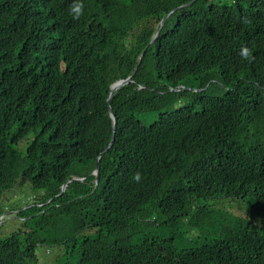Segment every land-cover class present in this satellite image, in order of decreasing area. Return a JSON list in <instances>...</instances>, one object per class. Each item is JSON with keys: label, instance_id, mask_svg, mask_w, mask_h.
I'll list each match as a JSON object with an SVG mask.
<instances>
[{"label": "trees", "instance_id": "1", "mask_svg": "<svg viewBox=\"0 0 264 264\" xmlns=\"http://www.w3.org/2000/svg\"><path fill=\"white\" fill-rule=\"evenodd\" d=\"M191 1L81 0L76 20V0H0V215L3 191H44L14 208L0 264H38V245L64 247L55 264H264V0L175 9ZM216 198L251 217L223 210L228 234L176 247Z\"/></svg>", "mask_w": 264, "mask_h": 264}, {"label": "rangeland", "instance_id": "2", "mask_svg": "<svg viewBox=\"0 0 264 264\" xmlns=\"http://www.w3.org/2000/svg\"><path fill=\"white\" fill-rule=\"evenodd\" d=\"M210 81H212L214 84L211 93H213L214 95H221L225 91V88L217 82V70H214L213 78ZM195 90L198 91V89ZM149 121L150 119L144 120V123L147 124L149 123ZM31 138V134L24 138L18 144L19 150L24 151V149L26 148V144L30 141ZM43 193V190H34L28 183H25L21 186L16 185L11 189L3 191L1 197L3 212L1 214L2 217L0 218V239L5 238L7 235L18 229L24 228L23 219L17 216L16 212L18 211H16V209L14 208L19 206H28V204L36 203L35 200H39L40 197H43ZM234 202L241 204V207ZM198 205L207 206L212 211H205L204 208L201 207L198 211V215L195 217L193 224L189 225L190 232L188 234H185V237L175 239L174 245L176 247L193 246L194 240H191L193 234H228L229 228L227 226V223L219 213L223 212V210L231 215L242 216L243 213V217H251V215L247 211V203L237 199H208L205 201H200ZM251 219L254 218L252 217ZM134 222L138 224L139 230L143 233L148 232L163 237H167L169 235L173 236V234H171L173 232V229L167 227V223L165 225H159V223H150L149 225H145L144 232L142 224L138 221ZM55 249H57V251H54ZM63 249V246H59L57 248V246L38 245L35 250V254L38 258V264H55L57 257L63 252Z\"/></svg>", "mask_w": 264, "mask_h": 264}, {"label": "water", "instance_id": "3", "mask_svg": "<svg viewBox=\"0 0 264 264\" xmlns=\"http://www.w3.org/2000/svg\"><path fill=\"white\" fill-rule=\"evenodd\" d=\"M194 0H192L191 2H188L186 4H183L175 9H179L181 7H185L187 5H190ZM172 11H170L168 14H166L160 21V24H159V27L157 29V31L155 32L154 36H153V39L150 41V42H153L154 39L159 35L162 27H163V24L167 18V16L171 13ZM141 56V55H140ZM131 79V76H128L126 79H120V80H117L115 81L114 83H112L110 85V92H109V95H108V98H107V102H109L110 100V97L111 95L113 94V92H115L119 87H121L123 84H126L127 82H129ZM109 115L110 117L112 118V121H113V136L110 140V142L108 143V145L105 147V149L103 150V152L107 151L113 144V140H114V131H115V125H116V119H115V115L114 113L112 112L111 108H109ZM101 154H99V156L97 157V160H96V165H95V169L92 171V174L95 175V182L98 181L99 179V175H98V167H99V157H100ZM73 180H82V178H77V177H72L70 179H68L62 186H61V192H63L67 186V183L68 182H71ZM2 217V215L0 216V218Z\"/></svg>", "mask_w": 264, "mask_h": 264}, {"label": "clouds", "instance_id": "4", "mask_svg": "<svg viewBox=\"0 0 264 264\" xmlns=\"http://www.w3.org/2000/svg\"><path fill=\"white\" fill-rule=\"evenodd\" d=\"M83 3L81 0H76V2L73 3V5L70 7V14L73 16V19H80L83 15ZM239 55L241 56V59L245 62L251 63L255 60L254 55L252 54V51L247 46H241V49L239 51ZM134 179L139 182L141 180L140 173H136L134 176Z\"/></svg>", "mask_w": 264, "mask_h": 264}]
</instances>
